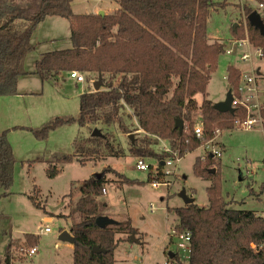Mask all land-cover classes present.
Wrapping results in <instances>:
<instances>
[{
    "label": "trees",
    "instance_id": "trees-1",
    "mask_svg": "<svg viewBox=\"0 0 264 264\" xmlns=\"http://www.w3.org/2000/svg\"><path fill=\"white\" fill-rule=\"evenodd\" d=\"M117 7L111 13H75L73 0H0V97L17 94L19 78L26 74L25 60L35 48L32 36L37 26L48 16H60L70 22L72 46L54 49L41 54L35 62V70L43 82L58 83L59 76L79 70L95 72L105 78L106 88L88 89L79 96V115L58 116L39 128H30L39 140L47 139L54 129L77 122L85 125H111L114 122L124 132H130L124 123L121 110L130 107L138 120V126L151 136L171 142L183 156L199 147L201 138L194 134V120L200 110L204 125L203 140L235 127L237 117L245 118L247 110L235 108L234 112H220L207 98L206 87L210 74L217 68L225 44L209 41L207 22L212 8L225 6L227 0L216 4L214 0H115ZM264 3V0H255ZM246 17L257 8L249 3L243 5ZM264 21V17H262ZM249 39L261 48L264 56V33L247 19ZM235 35L239 31L234 30ZM229 90L239 82L240 71L227 68ZM120 76L118 85L114 78ZM202 93L200 103L196 94ZM177 119L184 121L183 133L175 127ZM14 128H26L15 126ZM189 130V131H188ZM7 130L0 131V198L6 195L13 182L16 162ZM129 151L139 157L149 155L163 159L162 155L131 138ZM121 155L108 134L75 139L74 153L61 154L49 162L47 173L53 177L59 169L56 161L101 158L104 153ZM204 161L198 156L194 163L195 173L213 179L207 188L208 205L196 202L172 208L179 230L191 233V253L186 259L176 252L168 256L173 264H264L261 252H255L251 244H264V215L254 210L236 209L229 206L221 191L219 170L211 173L208 166L214 157ZM36 158L31 161L41 160ZM104 171L118 172L111 167ZM123 176V175H122ZM151 178V173L149 172ZM128 179V178H127ZM130 180V179H128ZM107 178L92 174L80 184L81 197L66 219L77 212L79 220L73 221L70 231L74 236L73 264H114V252L121 239L120 233L136 230L131 220L99 228L96 217L103 215L107 202L103 193ZM34 204L40 207L36 198ZM23 246L33 247L39 235L26 233ZM130 240V236H128ZM9 243L0 264H14ZM98 245L102 251L94 252ZM158 264H165L158 263Z\"/></svg>",
    "mask_w": 264,
    "mask_h": 264
},
{
    "label": "rangeland",
    "instance_id": "rangeland-1",
    "mask_svg": "<svg viewBox=\"0 0 264 264\" xmlns=\"http://www.w3.org/2000/svg\"><path fill=\"white\" fill-rule=\"evenodd\" d=\"M214 2L220 4L223 0ZM246 2L257 8L261 17H264V8H258L259 3L255 0H227L224 7L220 4L212 8L208 17L209 41H221L225 44V51L220 55L217 68L210 74L206 87L207 98L215 103L223 101L229 91L227 74L229 65L237 68L240 74L254 66L264 69V56L260 59L254 56L253 64H250L239 59L242 51L240 48L239 52H234L236 50L234 49L233 53H226L227 47L234 48V40L242 39L246 34L249 36L247 17L243 9ZM116 7L115 0L72 2L75 13H89L97 9L111 13ZM234 24H237L235 29ZM233 29L239 31L238 34L235 35ZM38 32L42 36L50 34L59 37L54 42H46L43 48L52 46L60 49L72 46L70 22L66 18L48 16L39 25ZM37 39L38 36L33 38V43ZM255 47L253 45L246 50L254 53ZM39 50L40 48L32 50L28 54L29 59L38 56ZM87 77L86 83L91 79L97 80L102 75L93 72ZM104 77L103 80H108L110 75L105 74ZM25 79L22 84L27 81L29 84L33 82V86L38 85L37 77ZM120 80L121 77L116 76L113 83L118 85ZM90 87L94 89L93 84ZM106 87L105 82L100 88ZM81 90L80 84L66 80L65 83L62 81L58 84L46 83L41 88L39 96L0 98L1 130L4 124L29 125L25 126L26 129L13 126V129L6 132L16 162L13 167L12 185L6 190L7 194L0 198L1 256L4 255L8 244L12 243L10 253L14 256V264H73V254L66 246L69 241L61 238V233L70 229L73 221L80 219L79 214L76 212L70 219L59 215L69 214L74 210L76 202L81 197L80 184L83 180L92 174L105 172L107 182L102 197L107 202V207L103 210V215L118 222L130 219L132 227L136 230L132 233L139 238V242H135L128 239L132 233L117 234L124 241H120L115 251L114 264L164 263L169 260L171 252L177 251L176 239L171 236V229L178 224V220L172 208L184 204L179 195L180 191L185 188L187 194L193 196L199 206H207L209 203L207 188L213 179L198 176L194 170V163L199 156L205 164L209 157V148L212 147L221 149L222 154L219 158L214 157V161L208 167L215 168L216 173L220 171L221 191L229 206L258 211V214L264 215V125L253 129L234 127L222 130L207 140L202 139L198 148L181 156L176 169L165 175L168 185L160 184L153 187L149 171L139 170L136 163L139 157L144 158L147 164H156L159 159L149 155L139 157L132 155L129 151L131 135L133 141H138L139 144H144L145 139L146 142H150L149 149L162 155L164 158L161 160L164 161L178 150L168 140L158 139L139 128L137 117L128 106H124L121 115L130 130L129 133L124 132L117 122L109 126L104 124L80 126L74 122L54 129L45 140L35 137L30 128H39L58 116L78 117ZM195 97L198 103L204 98L202 93H197ZM22 103L28 105V114L23 109L18 110ZM199 114L200 110L195 116L193 127L199 121L197 119ZM95 128L109 135L121 155L115 156L106 152L101 158L85 159L86 163L76 159L69 162L56 161L53 165L59 172L53 177L49 176L48 160L54 155L73 154L75 139H88ZM38 157L42 159L31 161ZM107 167L115 169L118 174L104 171ZM167 168L173 169L172 166ZM2 192L4 190L1 189L0 193ZM31 197L36 198L40 207L34 204ZM47 216L51 219H45ZM46 226L51 228V233L41 232V228ZM26 233L39 235L35 245L38 250L33 256H29L26 249H21Z\"/></svg>",
    "mask_w": 264,
    "mask_h": 264
},
{
    "label": "built area",
    "instance_id": "built-area-1",
    "mask_svg": "<svg viewBox=\"0 0 264 264\" xmlns=\"http://www.w3.org/2000/svg\"><path fill=\"white\" fill-rule=\"evenodd\" d=\"M258 8H264L263 3H259ZM253 46L248 34L242 39L234 40V48H226V53L230 54L234 52H239L238 48L242 51L240 53L239 59L242 62H249L253 64V57L256 56L259 59L263 56L261 48L255 47L254 53L246 50L247 47ZM243 47L245 49H243ZM92 74L91 72H82L79 70H73L69 72L70 78L74 79L77 83L85 84L87 82V75ZM95 79H91L89 83L91 85L95 82ZM232 92V107H242L247 110L248 115L245 118L237 117L234 120L235 127L241 129H253L257 126L263 127L264 125V69L261 67H252L248 71H243L239 75V82L236 87L231 90ZM199 120L194 127V134L196 137L203 139L204 125L202 120V115L197 116ZM216 134L220 133L219 129H216ZM208 154L219 158L221 157V149L219 148H209ZM181 155L178 151L174 152L171 157L167 160H159L156 164H147L146 160L139 157L136 166L139 170H147L151 173V184L153 187H158L160 184L168 185L165 181V175L172 173V170L176 169L177 163L180 160ZM167 166H172L173 169L167 168ZM105 192V188L103 190ZM153 206V205H151ZM51 228L46 226L41 228V232L44 234L51 233ZM171 236L176 239L175 244L177 251H175L181 258H188L191 253V233L185 230H179L177 225L172 227ZM252 249L255 252H261L264 256V244H251ZM21 249H26V253L29 256H33L37 252V247H28ZM25 253V254H26ZM13 256V255H12ZM14 258V256H13ZM165 264H173L170 261H165Z\"/></svg>",
    "mask_w": 264,
    "mask_h": 264
},
{
    "label": "crops",
    "instance_id": "crops-1",
    "mask_svg": "<svg viewBox=\"0 0 264 264\" xmlns=\"http://www.w3.org/2000/svg\"><path fill=\"white\" fill-rule=\"evenodd\" d=\"M100 9H97V10H95V11H92V12H98ZM104 11V13L106 14L107 12H106V10H103ZM46 20V19H45ZM44 20V21H45ZM44 21H42L41 23H43ZM40 23V24H41ZM39 24V25H40ZM39 25L37 26V28H36V30L34 31V33H33V36H32V39L33 38H36V36H38V39L34 42V44H35V48L33 49L34 51L37 49V48H40V50L38 51V56H35V57H32V59L30 58L29 59V55H27V57H26V60H25V69H26V71H27V73L26 74H24V75H22L20 78H19V80H18V85H17V94H15V95H8V96H19V98H30V96H39L41 93V88H43L44 86H45V84L46 83H48V84H50V82L51 81H45L44 83L42 82V80H41V78L37 75V74H35V73H33L34 72V70H35V62H36V60L41 56V54L42 53H44V52H47V51H50V50H54V49H58V48H52V46H50V48H48V47H45V48H43L44 46H46V42H54L55 40H57L59 37H56L55 35H50V34H47V35H40L39 34V32L37 33V31H38V28H39ZM37 34V35H36ZM31 60L33 61V62H31ZM27 77H37V78H39V82H38V85L37 86H33L32 84H33V82L32 83H28L27 81H24V84H22V81L23 80H26L25 78H27ZM33 80V79H32ZM66 80H73V81H75L74 79H72V78H70V76H69V73L68 72H66L65 73V75L63 76H59V79H58V83L59 82H66ZM76 82V81H75ZM57 83V84H58ZM77 83V82H76ZM77 84H80V83H77ZM89 82L88 83H85V84H80L81 86H82V90L80 91V94L81 93H83V92H85L86 91V88L87 89H91V84H89ZM87 86V87H86ZM84 88V89H83ZM8 96H1L0 98H2V97H8ZM1 100V99H0ZM215 103V102H214ZM19 109H23V110H25V113H27L28 114V110H29V107H28V105L26 104V103H22L19 107H18V110ZM1 121H2V118H1V112H0V125H1ZM5 126L4 127H2L3 129L1 130V128H0V131H3V130H8V131H10L11 129H13V126L15 127L16 125H23V126H27V125H25V124H4ZM29 126V125H28ZM27 126V127H28ZM26 127V128H27ZM26 128H24V129H26ZM257 213H258V211H257ZM45 219H51V217H45ZM64 231V230H63ZM67 231H69L70 233H71V231H70V229H68ZM72 234V233H71ZM119 235H117V237H118ZM121 241H124V239L123 240H121ZM120 243V242H119ZM67 248H68V250L69 251H71L72 252V254H73V243L71 242V241H69L68 243H67ZM117 249V248H116ZM116 251V250H115ZM114 257H115V252H114Z\"/></svg>",
    "mask_w": 264,
    "mask_h": 264
},
{
    "label": "water",
    "instance_id": "water-1",
    "mask_svg": "<svg viewBox=\"0 0 264 264\" xmlns=\"http://www.w3.org/2000/svg\"><path fill=\"white\" fill-rule=\"evenodd\" d=\"M97 13L100 14V15H104L105 14L103 10H99ZM247 19H248V21L250 22L251 25L259 28L261 30V32L264 33V21H263L261 15H260V13L258 12V10L252 11L247 16ZM236 26H237V24H234L233 28L235 29ZM102 83H103L102 77H99L93 83L94 91L100 90L101 89L100 87H101ZM231 102H232V92H231V90H229L227 92L226 98L223 101H219V102L214 103L213 106H214V108L216 110H218L220 112H231V113H233L234 112V107H232ZM175 127H178L179 128V133L182 134L183 130H184V121L182 119H177L176 123H175ZM102 135H103V133L101 132V130L99 128H95L92 131V133H91V136H102ZM130 138L133 140V136L132 135H131ZM209 171L211 173H215L216 169L215 168H211V169H209ZM95 174L97 176H101V173H95ZM179 195L183 199L184 205H188L190 203H194L195 202V198L193 196L188 195L185 188H183L180 191ZM95 223H96V225L99 228H104V227L109 226V225H115V224L118 223V221L113 219V218H111V217H108L106 215H100V216L96 217ZM61 238L68 239V241H71L72 243H74V241H75L74 240V236L67 230H64L61 233ZM130 240L135 241V242H139V238H137L135 236V233H132L130 235ZM92 250L94 252H101L102 251V249L98 245H94L92 247ZM169 256L173 257L174 256V252H171L169 254Z\"/></svg>",
    "mask_w": 264,
    "mask_h": 264
}]
</instances>
